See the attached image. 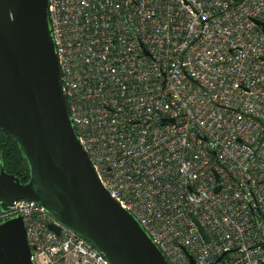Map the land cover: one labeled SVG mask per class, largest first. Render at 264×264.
Segmentation results:
<instances>
[{"label": "built area", "instance_id": "1", "mask_svg": "<svg viewBox=\"0 0 264 264\" xmlns=\"http://www.w3.org/2000/svg\"><path fill=\"white\" fill-rule=\"evenodd\" d=\"M48 4L62 92L103 189L168 264H190L184 251L264 264V0ZM14 215L34 264H108L34 202L0 220Z\"/></svg>", "mask_w": 264, "mask_h": 264}, {"label": "water", "instance_id": "2", "mask_svg": "<svg viewBox=\"0 0 264 264\" xmlns=\"http://www.w3.org/2000/svg\"><path fill=\"white\" fill-rule=\"evenodd\" d=\"M48 7V0H0V133L15 143L28 170L21 182L0 164V211L31 201L108 264H168L137 220L103 189L80 145L62 92ZM256 24L264 32V23ZM49 229L60 233L55 224ZM0 264H34L20 216L0 220Z\"/></svg>", "mask_w": 264, "mask_h": 264}, {"label": "trees", "instance_id": "3", "mask_svg": "<svg viewBox=\"0 0 264 264\" xmlns=\"http://www.w3.org/2000/svg\"><path fill=\"white\" fill-rule=\"evenodd\" d=\"M0 164L4 170L25 182L28 170L25 161L18 152L17 146L6 135L0 133Z\"/></svg>", "mask_w": 264, "mask_h": 264}]
</instances>
